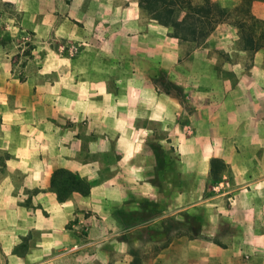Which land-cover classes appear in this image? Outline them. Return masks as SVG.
Listing matches in <instances>:
<instances>
[{
    "label": "crops",
    "instance_id": "0c3cea01",
    "mask_svg": "<svg viewBox=\"0 0 264 264\" xmlns=\"http://www.w3.org/2000/svg\"><path fill=\"white\" fill-rule=\"evenodd\" d=\"M0 1L37 23L46 47L40 76L20 79L0 43V264H264L259 50L254 65H207L202 44L185 57L138 0H57L54 14ZM82 2L90 32L75 14ZM252 11L264 19V0ZM64 40L82 45L73 57ZM158 70L183 93L162 88ZM152 141L179 156L172 174ZM214 157L227 172L206 189ZM60 167L89 192L59 199ZM187 214L202 217L199 233Z\"/></svg>",
    "mask_w": 264,
    "mask_h": 264
},
{
    "label": "rangeland",
    "instance_id": "374dc122",
    "mask_svg": "<svg viewBox=\"0 0 264 264\" xmlns=\"http://www.w3.org/2000/svg\"><path fill=\"white\" fill-rule=\"evenodd\" d=\"M35 10L39 13L41 10L42 12H46L48 10L49 14L57 13V8L59 6H54L57 0H35ZM66 2H70L72 0H64ZM86 1V0H85ZM212 1H219L223 5H233L236 0H212ZM46 3L49 5L47 6ZM60 8V7H59ZM58 8V9H59ZM92 7L87 4L85 5V2L81 3L79 6L76 7V11L79 9L80 12H75V14H78V17L81 18V20L78 21L80 24V27L82 30H88L90 32L91 24L94 20V17L89 16L90 9ZM0 12L2 18L0 19V43L2 44V47L10 53L12 57V61L14 63V69H15V75L22 79L26 76H40V65H41V53L42 51L46 50V47H44L40 41V39L37 36V32L35 28H33L37 23H32L33 21L30 20L29 22L32 23V26L26 25V15L23 10H19L14 4L12 5H5L4 1H0ZM81 14V15H80ZM29 18V17H28ZM3 19V20H2ZM219 27V28H218ZM218 28V34L216 35V40L210 39V36L214 31ZM216 28L210 33V35L206 38V40L202 43L205 47H210L209 50V56L212 59L210 64L207 65H254L255 63V54L250 53L247 50H244L241 48L238 36L236 32V28L234 25L227 21H223L219 23ZM56 43H60L61 41L55 40L53 41ZM52 42V43H53ZM28 43H31L33 45L32 50H34L35 46V52H32L31 56L25 55V52L29 49ZM58 43V44H59ZM57 44V46H58ZM75 45L77 47V51L75 53H71L69 47ZM52 46V44H51ZM81 44L74 43L72 40H64L62 43V49L68 50V55L70 57H73V55H76L80 48ZM182 51L184 53V56L186 57L188 54H190L197 46H195L192 43L189 42H181ZM199 46V45H198ZM42 47V48H41ZM260 55L258 56V63L259 65H264V48L260 49ZM214 60V62H213ZM51 65H56L53 61ZM156 81L159 83V85L162 88L175 90L178 93H183L181 91V88L177 86L174 82H172L170 79L166 77L163 71L158 70V75L156 76ZM157 135H162V129H156ZM153 144V150L158 154L159 156V162L161 163L160 167L163 171L167 172V166L168 164H171V170L170 173L172 174L173 171H176L178 169V163H179V156L174 154L172 151H167L166 149L160 148L157 145V142L152 141ZM151 146V143H150ZM174 161V166L172 165ZM170 162V163H168ZM173 168V169H172ZM224 170H227V167L216 169V175L219 176V179H222V173ZM227 172V171H226ZM162 173V172H160ZM171 177H178L177 172H175ZM217 180V181H218ZM213 182H208L206 184V189L211 188ZM209 192V190H206ZM172 224L174 221L171 220ZM190 226V225H189ZM191 227V226H190ZM197 230L195 229H189L188 232L191 234H195Z\"/></svg>",
    "mask_w": 264,
    "mask_h": 264
},
{
    "label": "trees",
    "instance_id": "16d2710c",
    "mask_svg": "<svg viewBox=\"0 0 264 264\" xmlns=\"http://www.w3.org/2000/svg\"><path fill=\"white\" fill-rule=\"evenodd\" d=\"M254 1L236 0L233 5L228 6L212 0H138L142 10L158 23L169 27V33L177 37L180 42L201 45L219 23L227 21L236 28L241 48L250 53L264 48V19L258 18L253 13ZM4 4L12 5L10 2ZM1 15L0 12V19ZM28 46L25 55L31 56L33 45L28 43ZM150 147L153 149L152 142ZM225 166L222 159L217 157L211 159L212 182L219 179L216 175L217 167ZM90 187L91 183L87 179L67 168L60 167L52 173L51 188L61 200L73 190L88 193ZM146 216L145 213L141 215L142 218ZM185 219L191 229L199 230L198 227L202 223L201 216L187 214Z\"/></svg>",
    "mask_w": 264,
    "mask_h": 264
},
{
    "label": "built area",
    "instance_id": "2783aa9c",
    "mask_svg": "<svg viewBox=\"0 0 264 264\" xmlns=\"http://www.w3.org/2000/svg\"><path fill=\"white\" fill-rule=\"evenodd\" d=\"M71 53H75L77 51V47L75 45H72L69 47Z\"/></svg>",
    "mask_w": 264,
    "mask_h": 264
}]
</instances>
